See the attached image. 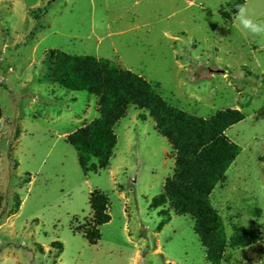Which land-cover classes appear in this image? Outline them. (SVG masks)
Instances as JSON below:
<instances>
[{"label":"rangeland","instance_id":"rangeland-1","mask_svg":"<svg viewBox=\"0 0 264 264\" xmlns=\"http://www.w3.org/2000/svg\"><path fill=\"white\" fill-rule=\"evenodd\" d=\"M239 6L264 21V0H0V264H211L194 218L152 205L175 150L147 109L128 105L106 165L82 169L67 135L98 115V97L53 79L50 48L106 57L195 114L243 113L225 129L241 149L210 200L228 238L256 236L220 264H264V36L242 28ZM92 190L108 198L106 222Z\"/></svg>","mask_w":264,"mask_h":264},{"label":"trees","instance_id":"trees-1","mask_svg":"<svg viewBox=\"0 0 264 264\" xmlns=\"http://www.w3.org/2000/svg\"><path fill=\"white\" fill-rule=\"evenodd\" d=\"M44 60L51 62L53 79L59 84L98 97V115L67 135L83 170L91 157L97 158L96 164L91 163L93 168L106 165L117 141L114 126L128 105L145 108L158 132L175 150L173 173L165 179L162 191L152 196V205L168 199L177 211L188 212L211 264H220L227 245L243 246L255 240L248 228H240L228 238L224 222L210 200L213 187L241 149L225 133L228 126L243 117L239 109L221 108L209 116L195 114L167 102L141 74L119 67L106 57L50 48ZM139 116L144 119L143 113ZM88 202L96 224L110 219L104 192L92 190ZM92 228L84 235L88 242L95 243L100 235L95 225Z\"/></svg>","mask_w":264,"mask_h":264},{"label":"clouds","instance_id":"clouds-1","mask_svg":"<svg viewBox=\"0 0 264 264\" xmlns=\"http://www.w3.org/2000/svg\"><path fill=\"white\" fill-rule=\"evenodd\" d=\"M237 19L243 29L255 36H264V21H256L251 16L247 15L246 8L239 6Z\"/></svg>","mask_w":264,"mask_h":264}]
</instances>
